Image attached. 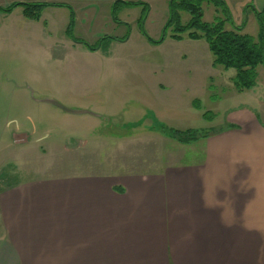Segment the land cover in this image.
<instances>
[{
  "label": "crops",
  "instance_id": "crops-1",
  "mask_svg": "<svg viewBox=\"0 0 264 264\" xmlns=\"http://www.w3.org/2000/svg\"><path fill=\"white\" fill-rule=\"evenodd\" d=\"M116 1L0 0V57L23 58L27 37H42L39 23L48 12L51 23H65L67 38L71 12L74 31L87 20L92 24L94 12L103 14L102 21H114L106 10H130ZM223 1L232 23L243 26L242 34H247L249 18L256 19L253 9H264V0ZM16 3L64 6L46 7L40 20L31 21L22 7L2 11ZM63 42L71 45L69 51L90 55L101 50ZM6 83L4 90L25 91L17 79ZM43 102L60 106L51 96ZM24 103L18 100L7 111L0 101L2 117H19ZM226 124L184 145L189 150L171 146L179 155L164 169L130 166L123 172L119 166L107 174L92 166L66 179L42 178L41 154L20 146L27 143L26 133L13 132L15 149L0 147V264H264V105L258 113L236 111Z\"/></svg>",
  "mask_w": 264,
  "mask_h": 264
},
{
  "label": "rangeland",
  "instance_id": "rangeland-1",
  "mask_svg": "<svg viewBox=\"0 0 264 264\" xmlns=\"http://www.w3.org/2000/svg\"><path fill=\"white\" fill-rule=\"evenodd\" d=\"M124 1L144 5L132 6L121 14L117 9L114 21H102L103 14L94 12V22L87 20L82 27L78 24L74 31L72 27L70 35L66 32L68 39L64 37L65 23H51L52 13L48 12L50 16L39 23L42 37H27L21 52L24 59H9L8 53L0 57L2 105L7 111L11 105L13 111L18 100L25 102L15 118L17 123L14 117L3 118L2 108L0 147L15 149L10 135L26 133L27 143L20 146L28 152L35 148L41 154L37 164L44 179H66L94 166L107 174H115L119 166L123 172L130 166L140 171L164 169L179 155L178 149L170 151L171 146H185L151 132L150 127L217 131L227 125L230 114L243 109L258 113L264 105V68L257 67L252 88L238 89L235 70L212 65L213 57L203 39L190 40L186 34L181 41L171 38L174 27H166L170 0ZM200 7L204 23L223 18L221 7L212 1L203 0ZM106 13L113 14L110 10ZM190 18L180 13L182 24ZM249 19L246 33L256 37L258 23L253 17ZM124 36L129 37L125 44V40L104 39ZM146 37L164 41L151 44ZM63 40L101 50L90 55L69 51L67 46L71 45ZM8 79H17L24 93L4 90ZM49 96L60 106L47 107L43 101ZM84 111L90 115L83 116ZM126 149L129 153L125 154ZM27 159L30 164L28 155Z\"/></svg>",
  "mask_w": 264,
  "mask_h": 264
},
{
  "label": "trees",
  "instance_id": "trees-1",
  "mask_svg": "<svg viewBox=\"0 0 264 264\" xmlns=\"http://www.w3.org/2000/svg\"><path fill=\"white\" fill-rule=\"evenodd\" d=\"M203 0H170L169 2V20L166 27L173 26L174 34L171 38L175 41H181L183 34L190 40L203 39L208 46V49L213 57L212 65L221 66L224 69H234V85L238 89H250L254 86L256 80L257 67H264V9L255 11L253 13L256 17L259 31L256 38L247 34H242L240 31L243 26H235L230 17V13L223 0H208L212 1L215 5H219L222 10L223 18L217 19L214 23L208 24L202 22L201 3ZM117 5L123 7H132L144 5L141 2H126L117 0ZM50 6H64L63 4H44V3H16L2 11L9 13L16 7H22V14L27 20L38 21L44 8ZM68 7V6H66ZM112 10L113 18L115 19V11ZM185 12L191 16L190 20L182 24L180 13ZM145 17V16H143ZM226 25L230 26V30L226 29ZM73 27V13L71 12L70 20L67 25L66 32L70 35ZM151 44H160L164 38L158 41L146 37ZM108 40L124 41L127 36L122 38L105 37ZM101 43V42H100ZM85 45V44H84ZM90 51H95L98 47L85 45ZM194 106L198 110V105L194 102ZM204 118L207 114L202 115ZM157 128L165 136L170 137L172 140L183 144L189 145L201 139L207 138L211 132H204L200 130H165L161 125Z\"/></svg>",
  "mask_w": 264,
  "mask_h": 264
},
{
  "label": "water",
  "instance_id": "water-1",
  "mask_svg": "<svg viewBox=\"0 0 264 264\" xmlns=\"http://www.w3.org/2000/svg\"><path fill=\"white\" fill-rule=\"evenodd\" d=\"M74 113H76V112H74ZM78 113V112H77Z\"/></svg>",
  "mask_w": 264,
  "mask_h": 264
}]
</instances>
